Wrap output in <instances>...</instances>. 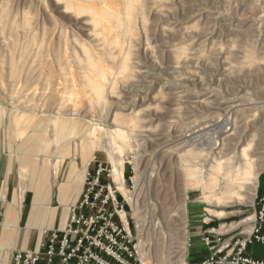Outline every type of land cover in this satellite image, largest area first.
Returning a JSON list of instances; mask_svg holds the SVG:
<instances>
[{
    "label": "rangeland",
    "instance_id": "374dc122",
    "mask_svg": "<svg viewBox=\"0 0 264 264\" xmlns=\"http://www.w3.org/2000/svg\"><path fill=\"white\" fill-rule=\"evenodd\" d=\"M89 1L108 10L119 7V0H83V5ZM138 1L144 5L141 13L131 17L136 35L122 30L119 44H114L103 38L102 25L94 26L88 12L65 9L64 0H0V107L5 112L0 126V221L18 187L11 191L10 186L7 191L2 179L9 173L10 180L20 182L16 154L26 152L20 148L24 137L34 129L46 135L54 149L56 119L79 115L86 118L83 133L93 134L97 140L105 139L112 129L129 132L130 146L120 142L117 146L123 153L124 185L133 197L134 208L112 178L109 180L127 208L128 218L140 224L138 244L146 264H188L204 255L200 234L207 227L215 226L224 243L232 238L233 244L248 234L259 199L264 198V158L258 162L261 170L252 203L250 191L235 185L233 191L238 194L225 198L220 205L205 203L200 199L202 190L187 181L188 169L201 176L214 161L232 162L230 166L235 169L239 159L228 149L242 137L250 141L251 151H264V0ZM117 13L122 29L129 16L120 10ZM86 49L99 55L107 68L101 80L103 96L95 107L79 89L87 80L79 75L86 69L82 61ZM252 53L254 61L249 60ZM125 60L130 62L128 71L122 70ZM217 103L230 105L232 111L224 109V104L217 108ZM229 111L235 112L234 116H226L224 112ZM9 112L36 115L29 121L21 120L19 129L12 131L8 128ZM128 113L135 117L131 120L138 122L137 126L124 119ZM43 119L40 128L32 127L34 121ZM235 119L240 121L238 134L228 138L223 132L228 124L224 123ZM20 129L25 136L20 135ZM85 134L71 139L76 151L58 165L52 182L49 205L57 207L58 219L63 207L57 200V187L67 176L71 157L80 169L93 155L111 168L102 149L91 156L88 148L80 147ZM35 157L42 163L45 156ZM24 177L23 185L28 178ZM184 187L187 198L183 215ZM222 190L221 182L216 192ZM31 198L27 188L19 232L26 229ZM32 231L38 233L37 229ZM247 252L264 258V245H253ZM9 254L0 252V264L8 263Z\"/></svg>",
    "mask_w": 264,
    "mask_h": 264
},
{
    "label": "bare ground",
    "instance_id": "6f19581e",
    "mask_svg": "<svg viewBox=\"0 0 264 264\" xmlns=\"http://www.w3.org/2000/svg\"><path fill=\"white\" fill-rule=\"evenodd\" d=\"M118 2H119L118 9L114 8L112 10H108L106 8L97 7V3L95 1L94 2L89 1V5L85 6L83 5V0H64V8L65 9L72 8L73 10L78 12L81 11L88 12L89 18L94 26L95 25L97 26V24L102 25L100 30L102 31L103 38L111 40L114 44H119L118 40H119V36H121L122 30H124L125 34L127 33L130 36L136 35V29L134 27V24H132L131 17L134 16L137 12L141 13L144 4L140 3L138 0H119ZM105 6L106 5H104V7ZM118 10H120L121 13L129 16V20H130L128 24L123 25L122 29L119 23L121 19L119 17V14L117 13ZM65 14L67 15V13ZM144 26L145 28H147V19L144 20ZM89 49L91 50L90 47ZM90 50L86 49V56L82 60L84 62V65H86V69L79 73V75H82V77L83 76L87 77V80L83 82L82 86H80L79 89H81L82 90V91L80 90L81 93H83L88 98L91 107H95L96 103H98L103 96L102 95L103 88H102L101 80L103 78V73L104 71H106L107 68L102 63L101 59H99V55L97 57ZM58 56L60 57L61 54H58ZM248 56L250 61H254L256 59V56L253 53L252 55L249 54ZM129 69H130V62L128 60H125L122 63V70L128 71ZM13 73L16 74V70H14ZM234 100L233 99L229 100V102L230 101L233 102ZM225 103H223L224 109L229 108V110L232 111L230 105H225ZM223 104L217 103V108H222ZM19 113L20 112H9L8 114V123H9L8 128L12 131H15L16 127H18L19 129L21 120L29 121L31 116L34 115L32 113H20V114ZM224 113L226 116L235 114V112H230V111ZM4 115L5 112L0 107V126L3 122ZM133 118L135 117L133 115L130 116L129 114L124 119L127 121ZM85 119L86 118L84 117L83 118L79 117V115L77 116L71 115L70 117L57 118L56 119L57 121L55 120L57 129L53 137L54 149L51 148L52 145L51 140L46 135L39 134V132H34L33 129L32 134L25 136L24 130L20 129V133H21L20 135L25 136L24 137L25 140L20 145V148L26 150V152L23 155L16 154V159L18 160V162H20V169H19L20 182H19V186L16 188V190L12 195V200L8 202L3 213V218L1 221L2 232L0 238V246L3 247L2 249H5L8 246H10L17 235V228H18L17 221L21 212L22 202L24 200V192L26 191L27 188L31 189L32 192L30 209L26 222L27 230L31 229L32 227H37L39 228V230H41L43 228H51L53 226L57 207H53L49 205L52 182L56 178L58 165H60L67 157L71 156L72 153L76 151V147L72 150V147L70 145L71 139H73L77 135L79 136L81 134L83 135L85 134V131L83 133V129H84L83 121ZM124 119H122L121 121H123ZM231 121L232 122L226 121L224 124H228V126L226 125L223 128L224 130L223 132L227 134L228 138L231 137L233 138L234 136H236L239 131L238 128L240 127V125H238V123L240 122L239 120L235 119ZM34 122L35 123L32 124L33 125L32 127L40 128L41 125H43L44 123V119ZM130 123L132 124V126L138 125V122H133L132 120ZM219 135L220 134H218V136ZM118 142H120L124 147L130 146L131 141L129 139V132L127 130L125 131H120L118 129L109 130L106 133V138L101 140H97L96 137L93 136V134L87 133L85 134L84 138L82 137L80 141V147L84 149L88 148V150H90L91 156H92V152L95 151L96 149H102L105 152L107 159L111 164V174L114 182L117 185V189L122 193L125 200L133 207V202H134L133 197L128 194V191L124 185L123 153L117 146ZM222 145H224V142L222 143ZM230 147L231 149L229 148L228 152L233 153L235 157L239 159L237 162L238 166H236L235 169L231 168L232 162H227L226 160H225L226 163L225 162L221 163L222 161L221 162L214 161L213 164L210 165L206 173L204 171L203 173H201V176H198L196 170L191 168L188 169L190 177L187 181H189L190 186L199 187L202 190V196L200 199H202V201H204L205 203L214 202L215 204L220 205L225 198L230 197L234 194L235 195L238 194V192L233 191L234 185L241 188L242 186H245V189L250 191L249 201L250 203L253 202L255 196V189H256V178L261 170L260 169L261 163L258 164V162H261L263 160L264 151L263 149L262 151L259 152L254 150L251 151L250 141L244 139L243 137L240 138L235 143L231 144ZM9 149L11 150V143H9ZM37 154L45 156L42 158L43 160L42 163L40 162L37 163L35 157ZM220 154L222 156L223 152H220ZM256 154H262V156L254 157V155ZM235 157L233 156V158ZM51 163H53L52 166L53 169L49 170V165H51ZM87 163L84 165V168L80 169L77 167L75 157L74 156L71 157V163L67 176L63 182H60L58 184L57 200L58 203L63 207L61 213L60 226L63 225L69 206L76 201L79 195V192L81 190V185L83 183V178ZM24 176H27L28 178H27V183L24 181V185H23L21 183V180H24L25 178ZM221 182L224 183V190L220 192H216V189L221 184ZM186 198L187 196L184 187L181 197V208H182L181 211L183 212V215L186 212L184 205ZM1 199L2 200L5 199L4 192L1 193ZM211 213L215 214L214 211H211ZM221 214L222 212H217V215H221ZM139 225H138V229H139ZM26 241H27V235L24 237L22 247H25Z\"/></svg>",
    "mask_w": 264,
    "mask_h": 264
},
{
    "label": "built area",
    "instance_id": "2783aa9c",
    "mask_svg": "<svg viewBox=\"0 0 264 264\" xmlns=\"http://www.w3.org/2000/svg\"><path fill=\"white\" fill-rule=\"evenodd\" d=\"M91 159L80 196L69 206L63 225L60 217L56 227L41 231L32 248L15 250L9 264H146L138 224L128 218L110 183L111 168L95 155ZM258 203L248 234L224 243L215 226L207 227L200 234L204 255L188 264H264V258L247 252L253 245H264V198Z\"/></svg>",
    "mask_w": 264,
    "mask_h": 264
},
{
    "label": "crops",
    "instance_id": "0c3cea01",
    "mask_svg": "<svg viewBox=\"0 0 264 264\" xmlns=\"http://www.w3.org/2000/svg\"><path fill=\"white\" fill-rule=\"evenodd\" d=\"M6 182V187H7V191L10 189V186H11V191L12 190H14L17 186H19V180H10V174L8 173L7 175H6V177L5 178H3L2 179V182ZM11 181V182H10ZM82 187H83V184L81 185V190H82ZM81 190H80V192H81ZM27 191H30V190H27ZM80 192H79V194H80ZM13 194V193H12ZM71 206V205H70ZM6 207V206H5ZM5 210V209H4ZM4 213V212H3ZM21 214V213H20ZM58 209H57V211H56V215H55V219H54V223H53V226L52 227H54V226H56L57 225V222H58V220L60 219V217H59V219H58ZM2 217H3V215H2ZM28 217V216H27ZM1 220H2V218H1ZM19 222H20V215H19V218H18V221H17V227H18V229L20 228V226H19ZM26 222H27V218H26V220H25V226H26ZM0 225H1V221H0ZM2 229V228H1ZM32 229L33 230H35V229H37L38 230V233L35 235L34 233L35 232H33L32 231ZM43 229H47V228H43ZM43 229H41V230H43ZM41 230H39V228H37V227H32L31 229H29V230H27V227H26V229L24 230V232H19V230L17 231V235H16V237H15V239H14V241L11 243V245L10 246H8L7 248H5V249H3V250H0V252H2V251H6V252H9L10 254H9V258H8V263L7 264H9V262H10V257H11V255H12V253L15 251V250H18V249H21V250H24V249H30V248H32L33 246H34V244L36 243V241L38 240V238H39V236H40V233H41ZM32 232H33V234H32ZM1 233V232H0ZM1 235V234H0ZM27 235V241H26V245H25V247H22V244H23V240H24V237ZM22 237V238H21ZM23 239V240H22ZM31 239H34L33 240V245H32V247H30L29 248V242H30V240Z\"/></svg>",
    "mask_w": 264,
    "mask_h": 264
}]
</instances>
